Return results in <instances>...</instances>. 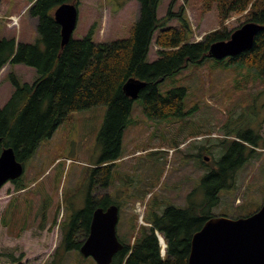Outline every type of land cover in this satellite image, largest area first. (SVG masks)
I'll use <instances>...</instances> for the list:
<instances>
[{"label": "rangeland", "instance_id": "374dc122", "mask_svg": "<svg viewBox=\"0 0 264 264\" xmlns=\"http://www.w3.org/2000/svg\"><path fill=\"white\" fill-rule=\"evenodd\" d=\"M31 1L0 0V39L13 37L21 43H35L36 20L28 12ZM170 3L161 0L159 18ZM181 8L191 28V42L223 28H239L245 22L243 15H231L222 24L215 6L203 10V0H175L172 11L177 13ZM12 17L17 20L14 25ZM137 19L136 0H79L72 37L81 39L94 24L95 43L125 39ZM169 25L180 28L176 19ZM156 50L152 44L148 62L158 58ZM12 69L23 82L35 79L31 68L17 65ZM10 70L6 65L0 74V107L13 92L7 78ZM174 88L186 90L185 111L193 107L197 111L185 119L150 120L143 113L142 101L134 100L123 131L120 158L110 164L108 173L94 171L101 167L98 164L104 154L99 137L106 106L71 113L40 142L24 164L19 181L25 188L17 190L10 181L0 187V264L10 263L7 254L22 255L23 264H96L71 248V242L63 243L71 217L84 210L88 194L92 199L107 195L106 202L119 207L117 236L132 243L136 232L131 227L133 221L134 226L145 225L152 208L161 213L169 205L185 204L199 178L224 153L218 144L228 130L232 129V135L237 129L254 136L257 122H263L260 133L264 139V80L256 72L229 65L227 58H207L200 64H188L157 85L162 96ZM200 146L207 152L199 160L195 154ZM255 150L236 172L234 188L220 192L213 215L242 218L263 204L264 141ZM81 235L74 233V240L82 241Z\"/></svg>", "mask_w": 264, "mask_h": 264}, {"label": "trees", "instance_id": "16d2710c", "mask_svg": "<svg viewBox=\"0 0 264 264\" xmlns=\"http://www.w3.org/2000/svg\"><path fill=\"white\" fill-rule=\"evenodd\" d=\"M174 1L171 0L166 14L159 18L161 0H136L138 19L125 39L95 43L93 24L81 39L71 36L62 45L61 28L54 19V11L65 3L73 4L78 10L79 0H32L28 12L36 20L35 43H21L13 37L0 39V71L9 65L7 78L13 88L5 105L0 107V152L12 148L16 159L24 165L40 142L49 138L71 113L106 106L99 137L104 154L98 164L101 167L94 171L108 173L110 164L120 158L123 131L130 120L134 100L124 94L123 86L131 78L146 82L137 99L142 101L148 119H185L195 113L196 107L185 111V89L174 88L162 96L157 85L188 64L205 61L209 58L210 45L228 40L237 28H223L205 35L199 42H191V28L183 9L172 11ZM213 6L222 24L231 15H243L244 23L262 26L249 50L227 60L229 65H240L264 80V0H203V10L209 11ZM173 19L179 21L180 28L169 25ZM152 44L157 47L158 58L150 63ZM17 65L33 69L36 76L32 83L23 82L14 72L12 68ZM261 123L257 122L254 136L237 129L232 135V129L228 130L218 144L224 153L199 178L198 186L187 195L185 204L169 205L161 213L152 208L145 225L134 226L133 221L131 227L136 232L131 237L132 243L118 238L123 247L111 264H187L192 236L215 217L212 211L219 206L220 192L234 188L236 172L263 143ZM206 149L198 147L195 157L200 160ZM19 180L12 183L22 190L24 183ZM107 199V195L92 199L88 194L84 210L75 213L68 229L65 227L63 243L71 242L70 247L79 250L88 235L93 211L115 205L107 203ZM78 232H82L83 239L79 242L73 238ZM158 236L165 244L164 255ZM6 257L10 261L6 264H23L22 255Z\"/></svg>", "mask_w": 264, "mask_h": 264}, {"label": "water", "instance_id": "95a60500", "mask_svg": "<svg viewBox=\"0 0 264 264\" xmlns=\"http://www.w3.org/2000/svg\"><path fill=\"white\" fill-rule=\"evenodd\" d=\"M54 19L61 28L64 45L77 26V7L68 3L60 5L54 11ZM261 30L260 24L244 23L232 32L228 40L211 44L208 57L223 60L249 50ZM145 86L146 82L131 78L124 84L123 92L136 100ZM23 173L24 165L16 159L14 150L2 149L0 187L19 179ZM118 221L119 208L116 205L96 208L79 252L84 257H91L96 264H111L114 255L123 247L116 233ZM187 264H264V202L256 212L246 217L217 216L206 221L192 236Z\"/></svg>", "mask_w": 264, "mask_h": 264}, {"label": "built area", "instance_id": "2783aa9c", "mask_svg": "<svg viewBox=\"0 0 264 264\" xmlns=\"http://www.w3.org/2000/svg\"><path fill=\"white\" fill-rule=\"evenodd\" d=\"M11 20H12L13 25L16 24L17 22L16 18H12Z\"/></svg>", "mask_w": 264, "mask_h": 264}, {"label": "crops", "instance_id": "0c3cea01", "mask_svg": "<svg viewBox=\"0 0 264 264\" xmlns=\"http://www.w3.org/2000/svg\"><path fill=\"white\" fill-rule=\"evenodd\" d=\"M5 68H6V66L1 69L0 74L5 71Z\"/></svg>", "mask_w": 264, "mask_h": 264}, {"label": "flooded vegetation", "instance_id": "af4514ba", "mask_svg": "<svg viewBox=\"0 0 264 264\" xmlns=\"http://www.w3.org/2000/svg\"><path fill=\"white\" fill-rule=\"evenodd\" d=\"M10 182H12V181H10Z\"/></svg>", "mask_w": 264, "mask_h": 264}]
</instances>
